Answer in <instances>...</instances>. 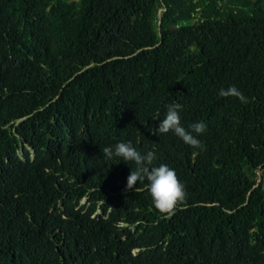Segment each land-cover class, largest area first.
Returning <instances> with one entry per match:
<instances>
[{
  "label": "trees",
  "instance_id": "trees-1",
  "mask_svg": "<svg viewBox=\"0 0 264 264\" xmlns=\"http://www.w3.org/2000/svg\"><path fill=\"white\" fill-rule=\"evenodd\" d=\"M177 103L205 151L156 131ZM121 141L174 214L124 191ZM0 264H264V0H0Z\"/></svg>",
  "mask_w": 264,
  "mask_h": 264
},
{
  "label": "clouds",
  "instance_id": "clouds-1",
  "mask_svg": "<svg viewBox=\"0 0 264 264\" xmlns=\"http://www.w3.org/2000/svg\"><path fill=\"white\" fill-rule=\"evenodd\" d=\"M219 96L224 98L234 97L243 104L248 103V97L235 86L220 89ZM181 107L178 103L168 105L166 115L161 120L156 131L160 134L172 132L186 145L205 151L204 144L197 137L206 131L207 125L201 121L189 125L191 131L186 130L181 125ZM193 133L196 135H193ZM101 152L105 159L120 157L122 161L128 164H135V167L132 168L127 177L124 191H137V184L147 180V191L151 196L152 204L162 216L167 217L174 214L177 206L186 201L187 193L185 186L179 180L176 171L166 164L153 166V161L156 159L154 151H148L142 155L136 150L131 141H121L112 146L103 147ZM19 161L24 162V157L21 154H19ZM12 176L16 179L18 176L17 172L13 171ZM85 202L84 200L80 201L79 207L83 206Z\"/></svg>",
  "mask_w": 264,
  "mask_h": 264
}]
</instances>
